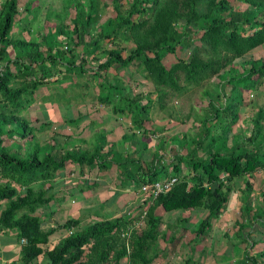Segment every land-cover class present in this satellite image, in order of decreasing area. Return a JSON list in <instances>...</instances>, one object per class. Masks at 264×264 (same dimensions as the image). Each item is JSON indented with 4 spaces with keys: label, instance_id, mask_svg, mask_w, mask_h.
Listing matches in <instances>:
<instances>
[{
    "label": "trees",
    "instance_id": "16d2710c",
    "mask_svg": "<svg viewBox=\"0 0 264 264\" xmlns=\"http://www.w3.org/2000/svg\"><path fill=\"white\" fill-rule=\"evenodd\" d=\"M22 1L0 0V229L15 230L18 240H25L20 264H33L59 229L72 233L47 251L51 264H153L165 254L159 241L168 236L161 228L165 220L157 214L158 207L171 214L189 210L191 215L177 221L191 227L198 239L216 229V221L230 205L236 206V199L240 216L230 224L237 225L233 237L240 241L222 229L232 243L229 264H264V190L256 196L249 180L264 172V106L257 98L254 101V93L264 85V52L255 51L264 46V0H240L248 4L244 10L229 0H126L127 6L112 0L115 15L103 22L97 0H65L59 23L42 34L41 41L14 37ZM32 5L28 0L25 10L36 19L40 8ZM72 6L76 14L66 23ZM130 42L135 47L128 49ZM168 55L175 57L169 66L164 62ZM130 65L136 67L131 86L122 77ZM90 79L98 83L97 93L86 88ZM74 80L73 88L69 84ZM143 81L154 85L147 94ZM194 88L201 90L202 100L207 98L201 107L204 114L191 112L197 132L164 135V128L156 129L152 114L157 107L165 109L172 93ZM42 98L50 120L36 127L23 113L33 105L37 108ZM74 101L89 108L100 103L104 108H96L105 118L91 120L80 134L65 130L44 144L36 140V131L52 121L64 119L77 126L90 117L92 112L80 110L75 117ZM62 108L67 109L66 118ZM245 112L251 113L248 119L243 118ZM108 121L114 132L121 133L118 142L108 140L106 130H96L99 122ZM81 142H87L88 149H82ZM130 144L137 150L131 151ZM167 145L169 160L162 155ZM152 148L148 162L142 155ZM69 166L82 172L84 167H119L120 186L146 191L136 204L138 217L126 212L84 227L79 219L70 218L45 230L37 212L49 206L52 197L46 195ZM172 178L177 181L171 190L156 196L154 185ZM241 180L245 185L238 189L239 198L235 183ZM197 210L202 215L193 222ZM242 242L243 256L234 260ZM195 263L193 258L186 260Z\"/></svg>",
    "mask_w": 264,
    "mask_h": 264
},
{
    "label": "rangeland",
    "instance_id": "374dc122",
    "mask_svg": "<svg viewBox=\"0 0 264 264\" xmlns=\"http://www.w3.org/2000/svg\"><path fill=\"white\" fill-rule=\"evenodd\" d=\"M27 1L28 0L22 1V3H24V4L20 8V14L16 18V24H15V28L13 30L14 37L16 39L25 38V39L30 40V41H41L42 40V34L48 32L49 30L55 29L56 23H59L60 19L58 16V12L62 13L64 11L65 0H33V5L31 8L33 9L36 6H38L40 8V10L38 11L36 19L33 17V14H31V12H26L25 4ZM97 1L99 3L98 6H99L100 22L105 21L109 16L115 15L112 0H97ZM229 1L231 4H233L232 6H235L241 10H244L248 7L247 3H244L240 0H229ZM120 2L126 6L128 5L126 3V0H120ZM124 5L122 8L125 7ZM49 13H51V18H47ZM69 14L65 17L66 23H70L72 18L76 14V10H75L74 6H72L70 8ZM126 45L128 46V49L131 47H135V44L133 42H130ZM108 46L112 47L111 44H109ZM255 51H256L257 55L261 52H264V46L259 47ZM124 53L127 54L126 51ZM12 57H14V55ZM174 60H175L174 56L168 55L164 59V62L166 65L169 66L173 63ZM92 64H93V66H95V68L98 66L97 61L92 62ZM135 70H136V67L134 65H130V67L128 68L127 71L125 70L124 72H122V77L125 80V82H124L125 84L127 83V85L131 86L132 72H135ZM109 72H112L113 74H115V70L113 68H110ZM109 72H108V75L110 76ZM63 76L66 77L67 75L64 74ZM111 77H113V75H111ZM138 77H140V76H138ZM85 79L87 81L88 77L81 78V77L76 76V80H80V81L84 80L85 81ZM90 80L91 81H89V83H88L90 85H87L86 88H89L93 92L97 93L99 91L98 83H95V81L92 79H90ZM62 81H65V78H62ZM118 81H120L119 77H118ZM67 82L70 83V81H67ZM71 83L72 84H69V86H73V88H74L76 81L74 80ZM142 84H144L142 86V88L143 89L145 88V90H144L145 94L149 93V91L153 90V88H154V85L151 82L143 81ZM48 86H50V89H51L53 85L49 84ZM58 88L61 89V91H64L63 85H58ZM42 90L39 91L38 94H43L44 89H42ZM260 90H261V92L254 93V101H256L255 98H257L258 99L257 104L259 106H264V85L260 87ZM172 94L174 95L175 93H172ZM173 95H170L167 98V100H166L167 106L165 109H160L159 107H157L156 112L152 114V116H153V122L152 123H154V127L156 129L157 128H164L163 129L164 135L165 134L171 135V134H174L176 132L180 133V132H183L184 130L190 131L191 133L193 132V134H195L197 131L196 132H194V131H195V128H197V127H194L193 124L191 123L193 121V118H191V112L193 113L194 111H198L201 114H204L205 112L201 107H203L207 103L206 102L207 98L203 99L204 100L203 101L202 96H201L202 95L201 90L197 89V88L186 90L184 93H180V95L179 94L174 95V96ZM145 102H146V99L142 100V103H145ZM37 104H38L37 108H35V105H33L32 109L27 110V111L25 110L23 114L26 115L32 121L34 126L39 127L41 125V123H43L47 120H50V118H47L46 114L44 112V109L47 107V103L45 102V100L43 98L41 100L38 99ZM73 104L74 105H72V112L74 111L75 117H78L80 115L78 113L79 110L84 112V113L89 111V112H92V114L90 115V117L86 118L82 123H80L77 126H73V124L65 121L64 119L52 121L51 124L49 123L46 126H43L42 130L38 129L36 131V133H37V135H36L37 139L36 140H38L41 144H44L46 141L52 140L56 136L57 133L65 132V130L68 128H71L69 130L73 131L74 133L79 134V131L81 132L82 130L87 128V124H89V122L91 120H93L94 117H96L95 119L98 118V119H102V120H103V117L105 118V115L102 114V112L96 108V106H98V107L101 106V108H104V106L98 102H97V104H93L92 108H89L88 106L81 103L80 101H77V103H76V101H74ZM42 105H44L45 107H43ZM170 113L174 114V116H175L174 119H171L169 117ZM245 113L246 114L243 115V118L248 119L247 115L249 113L248 112H245ZM61 115H62V117L66 118L67 109L62 108L61 109ZM51 120H53L52 117H51ZM100 123L101 122L98 123L99 126H97L96 130L101 128L100 132H102L103 127H102V125H100ZM244 126H246V122L244 123ZM199 128H198V130H199ZM159 131H161V130H159ZM116 133H117V131H116ZM92 135L93 134L91 133L88 136H86V138L89 139L92 137ZM166 137L167 136H165V138ZM112 138L115 142H118V139H116L115 134L113 135ZM112 138H109V139H112ZM117 138H121V137H119V135H118ZM154 138H156V137H154ZM56 139H58V141H60V142L65 141V139L62 136H57ZM80 144H81L82 149H88V147L90 146L87 142L86 143L81 142ZM133 144H130L131 146H129V149L131 151L137 150L136 146H134ZM109 145H110V143H109ZM168 146H170V145H167L166 148ZM106 149H108V148H106ZM153 150H154V148H152L149 152L144 153L142 155L143 159L150 162L152 160V157H153V155H152ZM162 153H163L162 155L165 159L169 160L170 158H172L171 152H169V147L167 148V150H164ZM84 168L87 169V167H84ZM73 169H74V171L76 170V171L80 172V168L79 167L75 168V166H73L71 168L67 167L65 169V171L67 172V174H70L69 171L73 170ZM93 169H90V173H88V177L90 179H92L90 182H93L95 179H97V177L100 176V180L104 182L101 185V188L96 193H98V195H100L101 193H103V195H106V196H103V198H107L106 199L107 205H108L107 209L109 211H111V214H108L109 218L114 219L116 216L118 217V216L122 215L123 213L131 211L130 209L134 208L136 203L138 201H140L142 199V197H144V194L136 192L137 190L136 191H134V190L130 191L128 188L121 187L119 185V183H118L119 179H117V177H116L118 174L119 167H113L109 170H106V172L105 171H102V172L98 171L97 167H95ZM69 180H72L71 183H73V181H74L72 178ZM249 180H252V182H253V193H255L256 196H260L261 190H264V172H260V174L253 176ZM71 183H70L71 187L75 185V184L72 185ZM244 185H245V183L243 180L235 183V187L238 191L239 198L241 197L240 196L241 191L239 192L238 189L240 188V186L244 187ZM115 186L118 187V190L116 191L117 194L112 196V194L110 192H111V190L115 189ZM74 188H77V187H74ZM79 189H80V187L78 188V190ZM62 190L63 189L60 188L58 191H62ZM63 191H66V189H64ZM73 192L74 191H71V193H73ZM92 192L89 191V193H92ZM107 193H109V195H107ZM84 194L83 193L80 194L78 196V198L80 200H83ZM74 195H76V194L74 193ZM109 196H111L110 199H109ZM117 196L119 197V200H118V202H115L113 204L112 202L117 200V198H118ZM95 202L99 203L98 199L94 198L91 201H89L88 206H90V204L94 205ZM109 203H111V205H109ZM240 204L241 203L239 202V200L236 199V206L232 207L230 205L229 208L226 211H224L222 216L216 221V225H215L216 229L213 230L210 234L208 232V233L201 235L198 239L194 236L193 231L191 230V227L188 226L187 228H184V226H182L179 223L180 221H177L182 216L191 215V213L189 211H183V212H179L176 214H171V213H167L162 208L159 209V207H158L157 211H156L157 214H161L165 220L164 225H162L161 228L163 231L165 230L168 233V236H167V238L160 239V241H159V246L161 249L164 250L165 254H162L161 256L156 258L153 261V264H186V260L189 256L195 260V262H196L195 264H229V261H230L229 259H230L232 254L228 250L232 247L231 246L232 243L230 242V240L226 236H223L222 229L226 228L228 233L232 236L231 239L233 241H235V242L240 241V238L238 236H236L235 238L233 237L234 232L236 230H238V228H237V225H232L236 219H239V216H240V207L239 206H240ZM97 211L100 212L101 214L102 213H105V214L108 213V212L103 211V210H97ZM139 214H140V211L134 213V215L137 217ZM201 215H202L201 210H197L196 212H194L191 220L193 222L197 221L198 219L201 218ZM79 220L81 222L80 226H82V225L85 226V225L90 224L91 222H93L97 219L92 217V216H87V217H84V218L79 219ZM49 222H50V220L48 221V225H49ZM136 222H137V220H136ZM230 223H232V224H230ZM189 230H191V233L189 232ZM247 230H249V229H247ZM182 232H184V237H183L184 239H182V240L184 241L185 244H188V243L191 244V252H190V250H187L185 248L180 247L179 242H181V241L179 240L177 235L182 234ZM189 234H191V237L189 236ZM7 235L9 237H12L9 234H7ZM13 236H15L16 240L18 239L17 233H14ZM170 236H172V237H170ZM245 247H246L245 242H242L239 244V246L237 248H239V251L241 253H238V258L236 257V258H234V260H236V259L239 260L240 255L243 256L242 250ZM166 256H167V258H166ZM169 260H170V262H167ZM233 264H238V263H233Z\"/></svg>",
    "mask_w": 264,
    "mask_h": 264
},
{
    "label": "crops",
    "instance_id": "0c3cea01",
    "mask_svg": "<svg viewBox=\"0 0 264 264\" xmlns=\"http://www.w3.org/2000/svg\"><path fill=\"white\" fill-rule=\"evenodd\" d=\"M95 118L96 117H94V119ZM100 125H102L103 129L108 132V140H109V138H112L114 134L116 136V139H118V140L120 139V138H117V136L119 135V137H121V133L118 134L112 130V127L110 126L111 125L110 121H108L107 124L100 123ZM69 129H71V128H68L66 130L71 131ZM99 129H101V128H99ZM99 129H97V130H99ZM71 132H73V131H71ZM81 132L79 131V134ZM93 133L94 132H92V134ZM75 134H77V133H75ZM92 137H93V135H92ZM74 138H77V135H75ZM69 167L71 168L73 166H69ZM76 167H78V166H75V168ZM98 171H100V172L105 171L106 172V170H99V169H98ZM69 173L70 174H67V172L65 171V174H63V175L60 174L57 176V178L54 181L55 182L54 189L49 191L46 195L48 197L49 196L52 197V200L49 202V206L43 208V210L41 212L40 211L37 212V214H42V220L44 223L43 228L45 230L57 227L58 224H63L65 221H67L70 218L82 219V218L87 217V216H92L96 219H99V218L101 219L103 217H109L108 214H111V211H109L107 209V207H108L107 201H106L107 198H103V196H106V195H103V193L98 195V193H96L101 188V185L104 183V182H101L100 176L97 177V179H95L93 182H90L92 179H90L88 177V173H90L89 168H87L85 170V172H82L81 168H80V172H78L76 170L74 171V169H73V170H70ZM71 178L74 180L73 183H71L72 180H69ZM98 181L101 182L100 186L98 185L97 188H94L92 190L88 189V186L94 185ZM164 182H167V181H164ZM70 183L72 185L73 184H75V185L71 187ZM48 187H49V184L46 186V189H48ZM74 187H77V188H74ZM79 187H80V189L78 190ZM60 188L63 190L66 189V191H63V190L58 191ZM126 188H128V187H126ZM128 189L130 191L131 190L136 191L135 189H132V188H128ZM88 190L91 192L93 191V192L89 193ZM117 190H118V187L115 186V189H113V190H111V192L110 191L109 192L112 194V196H114L115 194H117V192H116ZM168 190H171V189H168ZM168 190H166L165 192H167ZM71 191H74V192L71 193ZM136 192H138V191H136ZM74 193L76 195H74ZM82 193L83 194L85 193L84 194L85 196L83 195L84 199L80 200L78 198V196ZM145 193H146V191H144V193H142V194H145ZM107 195H109V193H107ZM110 197L111 196H109V199H110ZM94 198L98 199L99 203L95 202L94 205L90 204V206H88V202ZM118 200H119V197L117 198V200L113 201L112 203L114 204L115 202H118ZM109 205H111V203H109ZM136 206L137 205H135V207L130 209L131 211L128 212V213L133 212L132 216H135L134 213L139 212L138 210L135 209ZM161 208L164 210L163 207H159V209H161ZM97 210H103V211H106L108 213H106V214L102 213L101 214ZM185 211H189V210H185ZM181 212H183V211H181ZM176 213H179V211H175L173 214H176ZM159 215H161V214H159ZM183 217H187V216H183ZM49 220H50V222L48 225ZM82 227H84V226L82 225ZM71 231L72 230L67 231L66 229H59L55 233H53L50 236L49 242L47 244L43 245V248L45 249L44 252L39 255V257L34 261L33 264H51V260L47 254V251L52 250L60 242V240L64 237H66L68 234H70ZM189 232L191 233V230H189ZM14 233H17V231L0 229V264H20L22 242L23 241L20 242L18 239L16 240L15 236H13ZM7 234L11 235L12 237H9ZM189 236L191 237V234H189ZM177 237L181 241V242H179L180 247L185 248L187 250H190V252H191V244H189V243L185 244L184 241L182 240V239H184L183 238L184 232H182V234H180V235L178 234ZM166 258H167V256H166ZM189 258H191V257L189 256L187 259H189ZM167 262H170V260Z\"/></svg>",
    "mask_w": 264,
    "mask_h": 264
},
{
    "label": "built area",
    "instance_id": "2783aa9c",
    "mask_svg": "<svg viewBox=\"0 0 264 264\" xmlns=\"http://www.w3.org/2000/svg\"><path fill=\"white\" fill-rule=\"evenodd\" d=\"M176 182V178H172L170 181L167 182H158L154 185V189H155V195L158 196L160 193L165 192L166 190L170 189V187ZM148 187H145L144 189H146ZM72 233V231L70 232ZM23 242H25V240H22Z\"/></svg>",
    "mask_w": 264,
    "mask_h": 264
},
{
    "label": "clouds",
    "instance_id": "9594fccd",
    "mask_svg": "<svg viewBox=\"0 0 264 264\" xmlns=\"http://www.w3.org/2000/svg\"><path fill=\"white\" fill-rule=\"evenodd\" d=\"M170 181V180H169ZM176 181H177V179H176ZM173 186V185H172Z\"/></svg>",
    "mask_w": 264,
    "mask_h": 264
}]
</instances>
